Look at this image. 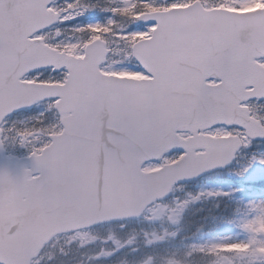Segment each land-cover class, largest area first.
<instances>
[{"label":"snow or ice","instance_id":"snow-or-ice-1","mask_svg":"<svg viewBox=\"0 0 264 264\" xmlns=\"http://www.w3.org/2000/svg\"><path fill=\"white\" fill-rule=\"evenodd\" d=\"M93 11L0 0V150L11 137L31 162L0 168V264L43 247L12 205H99L114 186L152 203L223 171L264 193V0H123L102 11L125 24L78 22Z\"/></svg>","mask_w":264,"mask_h":264},{"label":"trees","instance_id":"trees-1","mask_svg":"<svg viewBox=\"0 0 264 264\" xmlns=\"http://www.w3.org/2000/svg\"><path fill=\"white\" fill-rule=\"evenodd\" d=\"M182 195L188 197L189 191L182 190ZM238 209L239 207L236 206L233 200L221 198H204L197 203L187 205L186 211L188 210V213L186 215V211L184 212V216L186 215L184 217L185 220L183 219L184 221L182 220L181 224L178 225L177 243L188 244L183 243V239L187 237L193 238L194 241L189 242V247L184 248L175 262L177 264H181L179 262L185 264H203L199 261L200 258L197 259L196 253H193L195 242H203L212 232L216 233L230 229L236 223V212ZM123 225L107 226L100 230L86 232L83 234L84 236L79 233L60 237L45 250L41 261L37 262V264H55L56 262L60 264H134L129 263L131 261H127L125 256L113 259L110 257L98 259V254L102 250L105 249L108 252L114 251V241H109L108 238L114 235L111 232H114L117 237L116 233L120 230L123 232L124 239L126 241L130 240V245L134 246V249L140 255L139 258L141 260L137 258V262L142 263V261L147 259H152L154 264H170L172 262L171 259L167 260L161 249L150 247L146 244V237L159 231L156 225L143 226L139 223H133L131 226L122 229ZM169 232H172V230L170 229ZM92 233L95 234L93 237L97 238V240H90L88 236ZM83 237L88 240V243L82 239ZM125 240L121 241L120 245H123ZM143 248L146 249L143 250Z\"/></svg>","mask_w":264,"mask_h":264},{"label":"water","instance_id":"water-1","mask_svg":"<svg viewBox=\"0 0 264 264\" xmlns=\"http://www.w3.org/2000/svg\"><path fill=\"white\" fill-rule=\"evenodd\" d=\"M27 166H31L29 160L7 158L3 150H0V168L10 169L11 175L19 174ZM152 203L135 191H126L114 186L109 190L107 199L102 200L99 205L90 203L85 192L80 194L78 203L61 204L50 211L29 203L23 207L20 214H15L12 205L8 209L6 222L12 226L13 231L27 230L31 238L43 243L44 247L59 234L73 233L104 223L139 218ZM43 247L39 249L35 258L39 256Z\"/></svg>","mask_w":264,"mask_h":264},{"label":"rangeland","instance_id":"rangeland-1","mask_svg":"<svg viewBox=\"0 0 264 264\" xmlns=\"http://www.w3.org/2000/svg\"><path fill=\"white\" fill-rule=\"evenodd\" d=\"M259 7L260 4L257 3L254 7L244 9V11ZM249 175L255 176L257 171L253 170ZM244 183L249 184V180L244 179ZM194 188L203 193L222 196L231 195L233 190L232 186L219 179L213 183L199 181ZM248 190V194L236 198L250 207L242 220L244 223L242 228L224 233L218 238H211L205 243L210 249H231L243 253V255H240L238 263L224 261L223 264H264V193H255L250 189ZM165 210L166 207L154 209L150 213V219L161 218ZM163 239H165L163 236L152 234L150 243L154 244L156 240L162 241ZM196 252H198V248H196Z\"/></svg>","mask_w":264,"mask_h":264}]
</instances>
